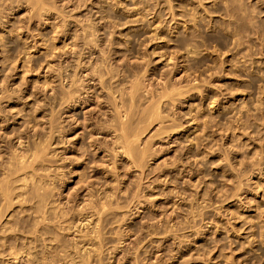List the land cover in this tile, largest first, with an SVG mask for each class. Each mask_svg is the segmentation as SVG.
Listing matches in <instances>:
<instances>
[{"label": "rangeland", "instance_id": "rangeland-1", "mask_svg": "<svg viewBox=\"0 0 264 264\" xmlns=\"http://www.w3.org/2000/svg\"><path fill=\"white\" fill-rule=\"evenodd\" d=\"M0 166V264H264V0H0Z\"/></svg>", "mask_w": 264, "mask_h": 264}, {"label": "bare ground", "instance_id": "bare-ground-1", "mask_svg": "<svg viewBox=\"0 0 264 264\" xmlns=\"http://www.w3.org/2000/svg\"><path fill=\"white\" fill-rule=\"evenodd\" d=\"M32 1H34V0H32ZM40 1V0H39ZM42 1V0H41ZM44 1V0H43ZM38 3V2H37ZM36 3V4H37ZM32 4V3H31ZM35 3H33V5H34ZM35 4V5H36ZM40 6V5H39ZM41 7H43V5H41ZM40 8V7H39ZM3 9V8H2ZM35 9V8H34ZM33 8H32V12H33V10H34ZM6 10V9H5ZM36 11H38V10H36ZM35 12V11H34ZM39 12V11H38ZM41 12V11H40ZM39 15V14H38ZM79 64V63H78ZM80 66V65H79ZM79 66H77V67H79ZM81 67V66H80ZM76 69V68H75ZM96 69V68H95ZM98 69V68H97ZM101 70V69H100ZM103 70V69H102ZM83 71V70H82ZM77 72V71H76ZM95 72V71H94ZM60 73V72H59ZM106 74H108L107 72H106ZM60 75V74H59ZM75 76V75H74ZM144 76V75H143ZM60 77V76H59ZM67 78V77H66ZM65 78V79H66ZM75 78H76V76H75ZM60 79V78H59ZM63 79V78H62ZM68 79V81L70 80V86L68 87L69 88V91H65L64 93H62L61 94V98H59L60 100H64L65 101V103L66 104H68V105H72V106H74V105H77L78 103H85V101H79L80 100V97L78 96V94H77V90L78 89H73V87L75 86V79H73V78H71V79H69V77L67 78ZM66 79V80H67ZM103 79V76H99V79H98V83L100 84V86L102 87H104L105 85V82L102 80ZM84 80V79H83ZM91 79H89V81H90ZM89 81H88V83H89ZM144 81V80H143ZM167 81V80H166ZM109 82V81H108ZM135 82V81H134ZM61 83V82H60ZM138 83V82H137ZM74 85V86H73ZM85 85V84H84ZM83 85V86H84ZM144 85V84H143ZM73 86V87H72ZM108 86H110V85H108ZM137 85L135 84V85H132V87H130V90H129V92L128 93H121V97L122 98H119V105L117 104V103H112L113 104V110H114V113L117 115L116 116V118L117 119H115V120H113V121H115V123L112 125V126H105L107 129L109 128V129H113V134H115V138H113L114 139V141H112L113 143V146L114 147H117L118 149L117 150H119V149H121V150H119V153L121 152L125 157H127L128 159L130 158H132L135 154H133V149L134 148H136V147H134L133 148V144L134 143H136V140H137V138H136V140H133L136 136H138L137 134H136V136L135 135H133V133L131 134L130 132H127V125H128V123H131L130 121H131V114H132V106L134 105L133 103H134V98H135V95L137 94L136 92H137V87H136ZM165 86V85H164ZM71 87H72V90H71ZM168 87V86H167ZM174 87V86H173ZM78 88V87H77ZM172 88V87H171ZM175 88V87H174ZM80 89H83V87L82 88H80ZM79 89V90H80ZM89 89V88H88ZM143 89V88H142ZM166 89V88H165ZM164 89V90H165ZM151 90V89H150ZM163 90V89H162ZM173 89H171V91H172ZM81 91V90H80ZM140 91V90H139ZM166 91V90H165ZM164 91V92H165ZM170 91V92H171ZM63 92V91H62ZM123 92V91H122ZM163 92V93H164ZM60 93V92H59ZM83 93H84V91H83ZM167 94H168V92H166ZM75 94L79 97V99H78V97L76 98V96H75ZM82 94V93H81ZM179 94V93H178ZM114 95V94H113ZM126 95V97L127 98H124V96ZM167 97V95L166 94H163V95H161V97H165V96ZM169 95H170V93H169ZM54 96V95H53ZM83 96H84V94H83ZM82 97V96H81ZM94 97V96H93ZM114 97V96H113ZM160 96H159V98H160V100H162L163 98H161ZM171 97V96H170ZM81 99H83V98H81ZM85 99V98H84ZM113 101V100H112ZM151 101V100H150ZM114 102H116V100L114 101ZM159 102V101H158ZM61 103V102H60ZM59 103V104H60ZM81 103V104H82ZM63 104V103H62ZM149 104V103H148ZM152 104V103H151ZM157 104V103H156ZM159 105V104H158ZM158 105H157V107H158ZM136 106V105H135ZM71 107V106H70ZM157 107H155V108H157ZM151 108V107H150ZM153 109L154 108H152V111H153ZM112 110V109H111ZM150 110V109H149ZM144 112V111H143ZM153 113V114H152ZM152 113H149V114H152V115H154L155 116V113L154 112H152ZM59 114V113H58ZM157 114H159L158 112H157ZM133 115V114H132ZM140 116H141V114H139ZM146 116V115H145ZM145 116H143V117H145ZM154 116H151V117H154ZM157 116V115H156ZM155 116V117H156ZM142 117V118H143ZM148 118V117H147ZM57 119V118H56ZM54 120V119H53ZM52 120V121H53ZM59 120V119H58ZM88 120V119H87ZM86 120V121H87ZM107 120V119H106ZM133 120V119H132ZM159 120V119H158ZM51 121V122H52ZM142 121V120H141ZM154 121V120H153ZM102 122V121H101ZM143 122V121H142ZM162 122V121H161ZM53 123V122H52ZM89 123V122H88ZM91 123V122H90ZM50 124V123H49ZM86 124V123H85ZM152 124V123H151ZM56 125H58V123L56 124ZM110 125V124H109ZM59 126H62V125H59ZM99 126H100V124H99ZM98 126V127H99ZM86 127V126H85ZM55 128H57L56 126H55ZM54 128V129H55ZM143 128V127H142ZM53 129V130H54ZM103 129V128H102ZM101 129V130H102ZM139 129V128H138ZM144 129H146V128H144ZM143 129V130H144ZM60 129H58L57 128V133H58V135H59V133H60V131H59ZM105 130V129H104ZM135 130H137V129H135ZM56 131V130H55ZM69 131V130H68ZM103 131V130H102ZM51 132V131H50ZM101 132V131H100ZM100 132H97L96 130H92L91 132H89V135H86L87 136V138H92L93 137V135L94 134H99ZM142 132V131H141ZM54 133V132H53ZM52 133V134H53ZM143 133V132H142ZM51 134V135H52ZM112 134V135H113ZM141 134V133H140ZM85 136V135H84ZM85 136V137H86ZM89 136V137H88ZM140 136V135H139ZM46 137V136H45ZM53 137V136H52ZM56 138H58V136L56 137ZM90 138V139H91ZM133 138V139H132ZM40 139V138H39ZM85 139V138H84ZM60 140V139H59ZM58 140V141H59ZM93 140V139H92ZM94 140H95V138H94ZM93 140V141H94ZM83 142H84V140H82ZM135 141V142H134ZM61 142V141H60ZM82 142V143H83ZM57 143V142H56ZM81 143V142H80ZM79 143V144H80ZM84 144V143H83ZM86 144V143H85ZM6 145V144H5ZM90 146H92V143H90L89 144ZM136 145V144H135ZM46 146H48V142H47V145ZM83 146H85V145H83ZM89 146V147H90ZM95 146V145H94ZM112 146V147H113ZM10 147V146H9ZM113 147V148H114ZM39 148V147H38ZM44 148H47V147H44ZM83 148V147H82ZM85 148V147H84ZM16 149V148H15ZM40 150H42V149H40ZM85 150H87V149H85ZM84 150V151H85ZM109 150H111V148L109 149ZM115 150H116V148H115ZM115 150H112V151H115ZM147 150V149H146ZM36 151V150H35ZM42 151H44V149L42 150ZM88 151V150H87ZM91 151V150H90ZM106 151V150H105ZM18 152V151H17ZM83 152V151H82ZM108 152V151H107ZM118 152V151H117ZM38 153H40V152H38ZM83 153H85V152H83ZM87 153V152H86ZM86 153L84 154L85 155V158H88V157H86ZM118 153V154H119ZM135 153H137V152H135ZM35 154V153H34ZM33 154V155H34ZM46 154V153H45ZM82 154V153H81ZM89 154V152L87 153V155ZM116 153H114V155H115ZM138 154V153H137ZM136 154V155H137ZM145 154V153H144ZM40 155V154H39ZM39 155L37 156V155H34V157L36 156L37 157V159L39 158ZM114 155H113V157H114ZM139 155V154H138ZM141 155H143L142 153H141ZM30 156V155H29ZM56 156V155H55ZM116 156H117V154H116ZM132 156V157H131ZM18 157V156H17ZM17 157H16V159H17ZM20 157H22V156H20ZM20 157H18V159L20 158ZM78 157V156H77ZM84 157V156H83ZM145 157V156H144ZM13 158V157H12ZM23 158V157H22ZM32 158H33V156H32ZM31 158V159H32ZM41 158V157H40ZM80 158V157H79ZM91 158V157H90ZM140 158V157H139ZM142 158V157H141ZM34 159V158H33ZM36 159V158H35ZM34 159V160H35ZM112 159V158H111ZM23 160V159H22ZM44 160V159H43ZM141 160V159H140ZM139 160V161H140ZM38 161H39V159H38ZM51 161V160H50ZM84 161V160H83ZM131 161H132V159H131ZM18 162H20V159H19V161ZM33 163H34V161H32ZM36 162V161H35ZM133 162V161H132ZM141 162V161H140ZM25 163V162H24ZM37 163V162H36ZM46 163V162H45ZM78 163V162H77ZM142 163V162H141ZM32 164V163H31ZM30 164V165H31ZM15 165V164H14ZM40 165V164H39ZM113 165H114V163H113ZM24 166H27V165H24ZM1 167V166H0ZM22 167V166H21ZM28 167V166H27ZM27 167H24V169L25 168H27ZM140 167H141V165H140ZM9 168H11L10 166H9ZM30 168V167H29ZM113 168V167H112ZM20 169V168H19ZM23 169V170H24ZM114 170V169H113ZM15 171V170H14ZM17 171V170H16ZM20 171H21V169H20ZM117 171V170H116ZM18 172V171H17ZM33 173V172H32ZM59 173V172H58ZM6 174V173H5ZM9 174V173H8ZM14 175H15V173H14ZM32 175V174H31ZM34 176V175H33ZM31 177V176H30ZM37 177V176H36ZM49 177V176H48ZM15 178V177H14ZM25 178V177H24ZM54 178V177H53ZM8 180V179H7ZM10 180V179H9ZM32 180V179H31ZM30 180V182L32 183V181ZM38 180V179H37ZM47 180V179H46ZM60 180V179H59ZM24 181V180H23ZM22 182V181H21ZM29 182V181H28ZM24 183V182H23ZM4 184V183H3ZM40 184V183H39ZM82 184V183H81ZM5 185V184H4ZM22 185V184H21ZM38 185V184H37ZM36 185V186H37ZM85 185V184H84ZM35 186V187H36ZM42 186V185H41ZM51 186V185H50ZM24 187V186H23ZM48 187V186H47ZM4 188V189H3ZM20 189V188H19ZM18 189V190H19ZM34 189V188H33ZM38 190H39V187L37 188ZM45 189H46V187H45ZM0 190H3V191H1V193L3 194V192H5L4 190H6L5 189V187L1 184L0 185ZM36 190V189H35ZM41 190V189H40ZM8 191V190H7ZM53 191V190H52ZM25 192V191H24ZM51 192V191H50ZM26 193V192H25ZM30 193V192H29ZM38 193V192H37ZM100 193V192H99ZM1 194V195H2ZM5 194H6V192H5ZM5 194H3V195H5ZM17 194V193H16ZM36 194V192L34 193V195ZM97 194V193H96ZM7 195V194H6ZM11 195V194H10ZM13 195V194H12ZM42 196V195H41ZM3 197H5L6 198V196H3ZM19 197V196H18ZM39 197V196H38ZM53 197V196H52ZM13 198V197H12ZM41 198H43V197H41ZM103 198V197H102ZM105 198V197H104ZM111 198V197H110ZM114 198V197H113ZM4 199V198H3ZM92 199V198H91ZM99 199V198H98ZM4 200H6V199H4ZM3 200V201H4ZM44 200V199H43ZM85 200V199H84ZM92 201V200H91ZM98 201V200H97ZM43 202V201H42ZM48 202V201H47ZM104 202V201H103ZM107 202V201H106ZM111 202V201H110ZM88 203L91 205V203L88 201ZM99 203H100V201H99ZM5 204V203H4ZM7 204V203H6ZM45 205V203H42V205ZM67 204V203H66ZM92 204H94V203H92ZM42 205H40L41 207H42ZM56 205V204H55ZM90 205L88 206V207H90ZM102 205V207H100ZM99 207V209H104V204H101ZM111 205V204H110ZM92 206V205H91ZM95 206V205H94ZM87 207V208H88ZM93 207V206H92ZM92 207H91V210H92ZM46 208V207H45ZM83 208V207H82ZM42 209V208H41ZM56 209V208H55ZM55 209H53V212H54V210ZM83 209H85V208H83ZM104 210H106V209H104ZM109 210V209H108ZM1 211V210H0ZM35 211H37V209L35 210ZM48 211V210H47ZM50 211V210H49ZM56 211V210H55ZM103 211V210H102ZM82 212V211H81ZM89 212V211H88ZM96 212V211H95ZM37 213V212H36ZM55 213V212H54ZM104 213V212H103ZM44 214V213H43ZM59 214V213H58ZM64 214V213H63ZM55 215V214H54ZM103 215V214H102ZM40 216V215H39ZM46 216V215H45ZM49 216V215H48ZM62 216V215H61ZM34 217V216H33ZM36 217V216H35ZM69 217V216H68ZM61 218V217H60ZM63 218L65 219V217L63 216ZM84 218V217H83ZM99 218V217H98ZM93 219V218H92ZM50 220H52V218L50 219ZM58 220V219H57ZM66 220V219H65ZM98 220V219H97ZM100 220V219H99ZM98 220V221H99ZM36 221H38V220H36ZM82 221V220H81ZM91 221V220H90ZM104 221V220H103ZM58 222V221H57ZM62 222V221H61ZM95 222V221H94ZM42 223V222H41ZM79 223V222H78ZM43 224V223H42ZM96 224H98V223H96ZM95 224V225H96ZM36 225H38L37 223H36ZM83 225V224H82ZM81 225V226H82ZM94 225V226H95ZM98 226H99V224H98ZM20 227V226H19ZM46 227V226H45ZM42 228V227H41ZM70 228V227H69ZM99 229V228H98ZM44 230V229H43ZM48 230V229H47ZM102 230V229H101ZM94 231H95V229H94ZM93 231V232H94ZM2 232V231H1ZM3 232H4V230H3ZM16 232V231H15ZM53 232V231H52ZM61 232V231H60ZM92 232V233H93ZM97 232H98V230H97ZM18 233V232H17ZM35 234H36V231L34 232ZM99 233H100V231H99ZM6 234V233H5ZM41 234V233H40ZM64 234V233H63ZM95 235V234H94ZM100 235V234H99ZM103 234H101V236H102ZM97 237H98V234L96 235ZM31 237V236H30ZM39 237V236H38ZM44 237V236H43ZM42 237V238H43ZM89 237V236H88ZM96 237V238H97ZM100 237V236H99ZM33 239H35L34 238V236H33ZM87 239H89V238H87ZM99 239V238H98ZM103 239V238H102ZM101 240V239H100ZM36 241V240H35ZM73 242V241H72ZM92 242V241H91ZM55 243V242H54ZM36 244H38V243H36ZM3 245H4V243H3ZM31 245H33V244H31ZM95 245H96V243H95ZM117 245V244H116ZM1 246V245H0ZM77 246V245H76ZM8 247V246H7ZM29 247V246H28ZM38 247V246H37ZM72 247V246H71ZM6 248V247H5ZM75 248V247H74ZM99 248V247H98ZM8 249V248H7ZM34 249V248H33ZM32 249V250H33ZM80 249V248H79ZM20 250H21V248H20ZM40 250V249H39ZM47 250V249H46ZM50 250V249H49ZM53 250V249H52ZM51 250V251H52ZM74 250V249H73ZM78 250V249H77ZM85 250V249H84ZM90 250V249H89ZM92 250V249H91ZM5 251V250H4ZM34 251V250H33ZM54 251V250H53ZM83 251V250H82ZM15 252V251H14ZM20 252V251H19ZM19 252H15V254H14V256H12L13 255V252H11V254H9L10 256H12L14 259H17V257L18 256H20V255H17V254H20ZM43 252V251H42ZM58 252V251H57ZM97 252V251H96ZM100 252V251H99ZM7 253V252H6ZM17 253V254H16ZM30 253V252H29ZM47 253V252H46ZM77 253V252H76ZM82 253V252H81ZM102 253V252H101ZM22 254V253H21ZM24 254V253H23ZM23 254H22V256H23ZM45 254V253H44ZM56 254V253H55ZM54 254V255H55ZM83 254V253H82ZM85 254V253H84ZM27 255V254H26ZM29 255V254H28ZM47 255V254H46ZM58 255V254H57ZM56 255V256H57ZM90 256H91V254H89ZM96 255V254H95ZM9 256V257H10ZM30 256V255H29ZM64 256V255H63ZM77 256V255H76ZM87 256V255H86ZM85 256V257H86ZM31 257V256H30ZM66 257V256H65ZM64 257V258H65ZM80 257V256H79ZM82 257V256H81ZM83 257H84V255H83ZM19 258V257H18ZM26 258V257H25ZM50 258V257H49ZM72 258V257H71ZM87 259H88V257H86ZM101 258V257H100ZM51 259V258H50ZM60 259V258H59ZM85 259V258H84ZM92 259V258H91ZM28 260V259H27ZM31 260H32V258H31ZM36 260V259H35ZM46 260H48V256L47 257H43V263H44V261H46ZM52 260V259H51ZM61 260V259H60ZM66 260V259H65ZM80 260V259H79ZM13 261V260H12ZM15 261V260H14ZM17 261H19V260H17ZM82 261H83V259H82ZM88 262H89V260H87ZM65 262V261H64ZM71 262V261H70ZM87 262V263H88ZM101 262V261H100ZM42 263V262H41ZM42 263V264H43ZM49 263V262H48ZM82 263V262H81ZM86 263V262H85ZM86 263V264H87ZM39 264V263H38ZM66 264V263H65ZM100 264V263H99Z\"/></svg>", "mask_w": 264, "mask_h": 264}]
</instances>
